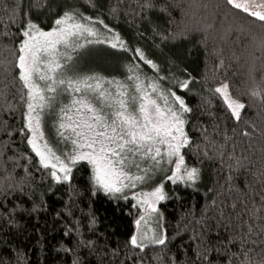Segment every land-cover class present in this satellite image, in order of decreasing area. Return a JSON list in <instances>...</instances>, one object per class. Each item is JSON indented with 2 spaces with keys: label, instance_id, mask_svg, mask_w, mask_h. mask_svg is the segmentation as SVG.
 Wrapping results in <instances>:
<instances>
[{
  "label": "trees",
  "instance_id": "16d2710c",
  "mask_svg": "<svg viewBox=\"0 0 264 264\" xmlns=\"http://www.w3.org/2000/svg\"><path fill=\"white\" fill-rule=\"evenodd\" d=\"M145 2L0 0V264H241L249 245L240 242V222L245 230L260 224L246 210L258 207L251 193L262 190L264 173V95H251L264 84V25L224 0H151L153 7ZM65 12L98 19L124 45L84 46L78 72L155 75L192 110L184 125L190 147L182 154L187 166L199 169V179L191 187L163 183L166 199L157 209L165 246L133 248L128 241L140 208L129 198L94 194L92 171L83 161L69 181L57 183L27 144L28 132L20 131L26 110L14 66L20 32L29 22L48 30ZM136 49L156 68L140 60ZM177 81H187L188 88L181 90ZM223 83L246 105L247 123L230 118L214 92ZM45 121L47 128L51 123ZM226 136L232 139L226 142ZM237 161L243 166L236 167ZM251 247L249 255L258 261L264 245Z\"/></svg>",
  "mask_w": 264,
  "mask_h": 264
},
{
  "label": "snow or ice",
  "instance_id": "6c2138e0",
  "mask_svg": "<svg viewBox=\"0 0 264 264\" xmlns=\"http://www.w3.org/2000/svg\"><path fill=\"white\" fill-rule=\"evenodd\" d=\"M224 3L264 25V0H224ZM145 6L153 7L151 0H146ZM54 24L49 31H43L30 22L23 26L20 32L23 39L17 45L18 56L14 65L18 69L16 78L22 84V98L27 108L25 124L20 131L31 134L26 138L27 144L39 158L40 166L51 169L53 179L62 183L71 179L73 167L86 161L92 166L94 194L102 191L109 198L119 199V194L124 193L125 189L135 188L138 183L150 179L149 173L167 158L174 168L166 179L173 184L186 183L191 187L199 179V169L188 168L181 152L190 147L184 125L187 123L186 114L192 110L185 100L171 89L161 94L155 83L149 82L145 86L139 76L128 78L136 81L134 91L129 92L126 84L116 80L75 75L74 65H69V61H72L70 53L84 47L79 43V38L85 34L96 37L87 40L88 44H103L106 40L101 39L93 27L77 22L68 12L57 18ZM111 39L124 47L119 37ZM108 42L112 48L117 47V43ZM135 54L145 64L156 68L140 49H136ZM177 84L181 90L188 88L187 81H177ZM106 85H113L115 90H109ZM229 87L223 83L214 92L223 98L230 118L243 121L242 110L246 105L230 95ZM258 87L259 91L252 90L253 97L264 95V84ZM61 97L64 98L62 105L58 103ZM54 105L59 107L58 135L66 145H71V151L60 155L47 143H40L44 140L40 131L41 115L48 109L55 111ZM231 139L225 137L226 142ZM220 155L223 157L227 154L221 151ZM231 159L228 156V160ZM149 161L151 164L148 167H142V163L148 164ZM241 166L237 161L236 167ZM132 168L142 174H132ZM228 168L234 170L232 164H228ZM231 179L229 176L228 180ZM260 180L262 190L251 193L253 204L258 202V207L246 210L250 218L260 220L259 227L253 225L245 230V222H240L244 231L240 242L249 245L241 253V264H264V249L258 261L249 255L253 251L251 243L264 245V239H249L254 235L264 237V173ZM123 198L128 199L127 195ZM132 199L136 200L133 207L139 206L145 213L135 221L137 229H140L142 222L147 223L152 214L158 213L155 204L165 200L166 195L163 185H159L151 192L134 193ZM257 213L260 215L257 216ZM145 240L151 245L165 246L167 243L165 236L154 234L149 237L146 231L133 234L128 243L143 252ZM203 259L209 260V257L205 255ZM73 264H79V261L74 260Z\"/></svg>",
  "mask_w": 264,
  "mask_h": 264
},
{
  "label": "rangeland",
  "instance_id": "374dc122",
  "mask_svg": "<svg viewBox=\"0 0 264 264\" xmlns=\"http://www.w3.org/2000/svg\"><path fill=\"white\" fill-rule=\"evenodd\" d=\"M72 16L77 22L84 23V24L88 25L89 27H93L94 30H96L99 33L100 38L106 40V42L103 43V44H106L107 46H110V43L108 41L111 40L112 43H117V47L120 48L119 43L116 40L111 39L113 37H118V36L114 32H112L111 30H109L105 26H103L98 19L89 18V17H86V16H84L82 18L81 17L77 18L74 15H72ZM54 26H55V24H53V26L50 29L43 30V31L52 30L54 28ZM95 38L96 37H89V36H87L85 34V35H83V36H81L79 38V43L84 44V46L92 45V44H88L87 40L95 39ZM93 44H95V43H93ZM70 54L72 55V61H69V65H74V74L77 75V76H84V72L80 73V72L77 71L78 67L84 62V47L78 49L77 52H72ZM130 72L131 73L128 74L127 76H125L124 78H120V77H117V76L116 77H103V76L96 75V74H87L85 76H98V77L103 78V80H105V81H107V80L119 81V82L124 83V84H126L128 86V91L129 92H133L134 91L133 85L136 83V81L135 80H130L128 78L130 76H132V77L139 76L140 81H142L145 86L149 82L155 83L159 87V89L161 91V94L165 93L168 90V87L165 86L164 84L162 85L161 81L155 75H146V74L142 75L140 73L135 72L134 70L133 71L131 70ZM72 74L73 73H69V75H72ZM106 86L109 88V90H112V91L115 90L113 85H106ZM148 91L151 92L150 89ZM58 103L60 105H62L64 103V98L61 97L60 100L58 101ZM54 107H55V111H53L52 109H48L47 111H45L41 115L40 131L44 135V140L40 141V143H41V145H43V143H47L49 145V147H51L58 155H60V154H62L64 152L71 151V145H70V143L66 145L63 142L62 138L58 135L57 113L59 112V107H56L55 105H54ZM26 111H27V108L25 110V114H26ZM25 114H24V123H25ZM46 118H48L50 123H51L49 126H47V128L45 127L46 126L45 122H47V121H45ZM28 135H31V134L28 133ZM181 152H182V150H181ZM38 160H39V158H38ZM83 162H86V161H83ZM150 164H151L150 161L148 162V164H143L142 163V167H148ZM89 167L91 168V171H92V166L89 165ZM187 167L191 168L189 166H187ZM173 168H174V165L171 162H169L167 160V158H165L161 162V165L158 168H156L155 170H153V171H151L149 173V175L151 177L150 179H147L144 183H138L135 188L125 189L124 193L119 194V196H120L119 199H124L123 197L125 195H127V197L129 199H131L134 204H136V200L132 199V196H133L134 193L151 192L152 190H154V188L156 186L163 185V183L165 181H168L166 179V177L172 174L171 170ZM50 172H51V169H50ZM131 172H132V174H136V175L142 174V173L138 172L137 169H135V168H132ZM163 191H164V189H163ZM159 202H157L155 204L156 208H157V204ZM142 214H145V213H143L141 211V215ZM148 229H151L152 231H148ZM139 231H146L147 235L149 237L153 236L154 234H160V235L164 236L162 220H161V216H160L159 212L156 213V214H152L151 219L148 220L147 223H143L142 222V225H141L140 229H137V226H136L134 234H137ZM144 243H145V245H150V244H148L147 240H145Z\"/></svg>",
  "mask_w": 264,
  "mask_h": 264
}]
</instances>
